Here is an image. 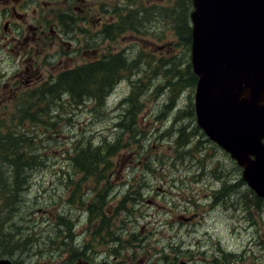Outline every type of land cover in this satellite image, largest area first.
I'll use <instances>...</instances> for the list:
<instances>
[{"label":"rangeland","instance_id":"374dc122","mask_svg":"<svg viewBox=\"0 0 264 264\" xmlns=\"http://www.w3.org/2000/svg\"><path fill=\"white\" fill-rule=\"evenodd\" d=\"M60 1L73 10L81 2ZM178 3L179 0H84L81 9L88 16L84 22L74 20L68 24V20H65L64 25H70L65 33H62L58 24L57 31L52 28V32H49L47 29L45 35L49 37L40 40L42 47H39L40 36H36V53L31 71L25 67L27 63L20 62V56L23 55L17 57L0 51V120L11 118L16 110L15 99L20 98L34 83L48 82L60 72L97 61L107 54L121 52L126 54L129 61L136 58L145 70L140 77L143 76V81L150 83L140 98L143 107L136 117V128L140 134L134 136L138 139L136 144L121 149L109 160L114 165L112 172L115 176L108 175V182L114 191L119 192L126 188L128 182L134 185L142 178L144 172L141 170L145 166L132 162L130 155L136 151L137 157L140 151L138 148L143 153V163L152 160L156 164L153 166V175L148 174L146 178L148 184L143 191L145 196L139 197V202L134 207L132 203L126 205L128 212L132 211L123 213L122 217L126 222L125 231L120 236L124 241L123 248L120 245L118 255L113 256L110 248L104 244L108 242L104 240L105 232L100 229V224L94 221L86 223L88 214L84 212L96 196V193H92L94 188L98 193H103L99 190L105 184L97 187L93 182L94 178L81 183L84 201L81 206L77 202L76 205H71L70 200L74 198H68V195L75 184H79L82 175L73 171L67 153L72 151L73 146H84L88 140L92 146L103 139L112 140L119 131L115 124L123 110L119 106L120 101L130 94L131 79L139 78L137 75L128 80L124 74L109 94L105 107L99 112L92 102L86 101L77 107L72 105L67 107L71 108L67 113L59 112L61 119L56 122L54 130L47 131V134L54 136L53 140L47 139L45 134L38 136L39 149L44 155L45 163L27 172L23 188L21 187L23 195L12 201V211L8 218L0 221L3 235L10 234L11 238L19 235L17 238L21 239L31 235L32 243L19 255H0V259H8L14 264H76L78 261L70 262L66 247L58 250L62 238L54 225L58 215L63 214L71 220L75 219L73 242L76 246L84 247L82 254L87 257L89 264H162L159 252L163 247L176 249L178 262L188 264H264V204L257 206V212L252 216L250 212H243L239 203L235 207L242 196L240 193L245 190L236 185L239 171L236 170L234 161L223 150L203 144L206 156L213 157L215 154L213 161L222 164L225 171L230 173L224 180H215L205 174L197 180L192 174L200 173L201 164L195 165L193 159L190 163H175L172 166L174 162L171 161L175 160L170 143L172 137H161L162 132L172 126L174 116L185 107L187 109V95L190 93L189 90L182 91L176 97L172 110L162 116V106L166 101L169 103L173 95L170 88L160 87L166 83L164 70L171 69L167 72L166 80L172 81L170 74L174 70L179 69L183 74L190 64V44L185 39L191 31L189 14L192 3L191 0ZM175 9L178 14L174 17L175 13L172 14V11L176 12ZM132 14L135 16H131ZM72 15L78 17L77 12ZM112 16L114 22L111 23H115L111 32L113 40L103 41L102 26ZM125 16L132 23V28L118 35L116 29L123 25ZM117 17L119 21L116 20ZM184 17L186 24L182 23ZM177 22H181L179 30L175 29ZM52 23H55L53 14L48 26ZM99 23L101 25L98 28ZM148 66L159 68L157 74L152 75ZM44 131L40 127L37 133L40 135ZM122 138L123 143L131 141L130 134L124 133ZM130 151L132 152L129 154ZM211 164L212 162L207 164L205 161V172L214 166ZM8 177L4 179L7 188H10L12 178ZM234 184L236 188L233 193L223 190ZM214 192H220L221 195L218 194L214 199ZM122 194L124 193L121 192L120 195ZM247 195L246 191L245 196ZM117 201V197L108 198V210H113ZM106 211L107 208V216ZM119 219L113 217L109 222L106 221V225L108 228L115 227ZM6 248L10 250L7 244L4 246ZM1 251L0 246V254L4 253ZM228 255H231L229 260L226 258ZM171 256L173 257V253Z\"/></svg>","mask_w":264,"mask_h":264},{"label":"trees","instance_id":"16d2710c","mask_svg":"<svg viewBox=\"0 0 264 264\" xmlns=\"http://www.w3.org/2000/svg\"><path fill=\"white\" fill-rule=\"evenodd\" d=\"M183 1L184 0H179L178 4H182ZM175 10L176 12L172 11V14L175 13L174 17L178 14V10ZM131 16L135 15L132 14ZM124 20H127L126 16ZM137 20L138 18L136 17V22ZM182 23L186 24L185 17ZM180 27L181 22L175 23L176 30H179ZM116 33L118 34L117 29ZM185 40L190 44L191 35L188 36L187 34ZM148 68L152 75L157 74L159 70V68H151L149 66ZM170 70L171 69L164 70V79L166 83H163L160 87L170 88L173 95H171L172 99L170 102L168 103L166 101L162 106V116L167 115V112L172 110L173 105H175L174 101L176 100V97H178L182 91H190L187 95V109L185 107L186 110L183 109L179 111L176 116H174L170 129L164 130L161 135V137L164 136L166 138L172 137L170 143L172 144L175 153V160L171 161L174 162L172 166H174L175 163L176 165L183 162H185V164L190 163V161L194 159L195 165L201 164L199 170L200 176H198L199 179L205 174L206 176H211V178L215 180H224L226 176L228 177L230 171H225L222 164L213 161L216 157L214 156L215 154H213V157L207 155L209 156L207 158L205 149L202 148L204 146L202 145L209 144L210 142L201 129L195 124L192 92L193 88H195L197 77L192 73L189 64L184 69L185 72L183 74L180 73L181 71L179 69L174 70V72L170 74V79L172 81H167V72ZM144 72L145 70L142 69L136 58L129 61L126 54L121 52L113 55L107 54L97 61L60 72L48 82L40 81L34 83L32 87H28V91L21 94L20 98L15 99L14 106L16 110L13 115L10 116L11 118L8 120H0V221L8 218L10 211H12V201L19 199L21 195H23L21 187L25 181V175L27 172L44 165L45 158L44 155L41 154L42 151L39 149L40 140L37 138L38 136H44L45 134L47 139L53 140L54 136L50 133L47 134V131L53 129L54 126H56V122L58 123L61 119L59 117V112L67 113V111L71 109L67 107L72 105L77 107L84 104L86 101L92 102L97 112H99V110L105 107L109 94L121 77L123 78L124 74L125 78L128 80L139 75V78L136 80L131 79V92L128 97L120 101L119 106H121L123 110L119 116V121L115 124V127L119 131L115 134L112 140L103 139L96 146H92V143L88 140L84 143V146H73L72 151L67 153L73 171L76 174L82 175L79 184H75V188H73L68 195V198H74L70 200L71 205L74 206L77 202L79 203V206H81L82 201H84L83 196L81 195V183L94 178L93 182L97 187L105 184V186L99 190L103 193H98L95 188L92 192L96 193V196L93 197V200L91 199L92 201L88 210L84 211L88 214L86 223L91 224L94 221L98 225L100 224V229L105 232L104 240L108 242L104 244H107V247L110 248L113 256L118 255L121 250L120 245L123 248L122 243H124L120 237L121 233L125 231L126 224L124 218H122L124 217L123 213L126 214L132 211L130 210L128 212L126 205L132 203L134 207L139 202L138 198H143L145 196L143 191L148 184L146 178L148 174L151 176L153 175L155 172L153 166L156 165L152 160L143 163V153L141 152V148H138L140 151L137 157L136 151H130L129 154L132 152L130 154L132 155V162L141 163L142 167L145 166V168H142L141 170L144 172L141 176L142 178H140L137 183H134V185L129 184L128 182L126 188L121 189L119 192L118 190L114 191V188L110 185L107 179L108 175L111 177L115 176L112 172L114 165L109 160L121 149L128 145L136 144L138 141L134 136L135 134H140V131L136 128V117L143 107L140 98L144 95L150 85V83L143 81V76L140 77V74H144ZM180 119L181 122L179 121ZM177 120L178 122H176ZM183 122H185V124ZM40 127H43L45 131L39 135L37 131ZM124 133L130 134L131 136V141L128 143H123L124 139L122 136ZM205 161L207 164L212 162L211 165H214L215 167H209V170L205 172ZM130 168L129 173L132 172L130 171ZM194 174H192L193 178ZM6 176L12 178L9 182L10 188H7L6 186L7 182L4 179ZM71 183V186H73V182ZM240 183H242L241 180L239 181V184ZM235 186V184L231 186L229 185L225 190L228 191V193H232L236 188ZM110 192H112V194H110ZM121 192L124 194L120 195ZM213 194L214 199L221 195L220 192H214ZM107 197L118 198L113 210H108ZM106 208V212H108L107 216L105 213ZM113 217L114 219H120L117 221V224H115V227L112 226V228H108L106 221L109 222ZM74 225L75 219L71 220L70 217L63 216V214L58 215L57 223L54 225L57 234L62 238L58 250L60 247H66V251L70 254V262L78 261L77 263L82 262L89 264L87 257H83L82 254L84 247L76 246L73 242L72 231ZM128 235L133 237L132 234ZM17 237H19V235L15 238H11L10 234L3 235L0 223V246L2 248L1 252L4 251V253L0 255H7L8 257L12 255L16 256V253L19 255V253L25 251L28 246H31V235L25 239ZM100 240H103V238H100ZM5 244L10 247V250H7V248L4 249ZM175 251L176 249L173 247H163L162 251L159 252L162 257V264H185L183 262H178L179 256H175L178 255V252ZM88 253L90 252L88 251ZM172 253L173 257L171 256ZM226 258L229 260L231 255L226 256Z\"/></svg>","mask_w":264,"mask_h":264},{"label":"water","instance_id":"95a60500","mask_svg":"<svg viewBox=\"0 0 264 264\" xmlns=\"http://www.w3.org/2000/svg\"><path fill=\"white\" fill-rule=\"evenodd\" d=\"M191 1L196 124L264 200V0Z\"/></svg>","mask_w":264,"mask_h":264},{"label":"flooded vegetation","instance_id":"af4514ba","mask_svg":"<svg viewBox=\"0 0 264 264\" xmlns=\"http://www.w3.org/2000/svg\"><path fill=\"white\" fill-rule=\"evenodd\" d=\"M83 3L84 0H81L80 6L73 10L70 7H66L60 0H0V51L7 54H14L17 57L23 55L22 57L20 56V62L27 63L25 67L27 70L31 71L34 63V54L36 53V36H40L38 37L39 47H42V42L40 40L48 39L47 37H49L48 35H45L47 29L49 32H52V28L57 31L56 26L58 24V26L62 29V33H65L64 31H68V29H70V25H68L71 23L70 21L80 20L84 22L88 16L84 15V12L81 9ZM73 12H77L78 17H73ZM52 14L55 23H52L49 27L48 25L51 22ZM65 20H68L67 26L64 25ZM116 20L119 21V18L117 17ZM98 22H100V20ZM111 22H114L113 16L111 17V20L102 26L101 39L103 41L113 40L111 32L115 23ZM97 25L99 28L101 23ZM131 28L132 23H130V21L128 22V20H124L123 25L121 24V26L117 28L118 35L122 32L126 33L130 31ZM24 58H26V60ZM31 81L33 80L31 79ZM12 90L14 92L15 89L13 88ZM208 141L210 142L209 145L212 148H219L209 139ZM234 163L236 164L235 161ZM236 167L239 171V178L236 181V185L244 187L245 191L240 193L242 196L235 204V207L239 203L240 209L246 213L250 212L252 216L253 213L255 214L257 212V206L264 204V200L257 196L246 185L241 175L242 168H240L237 164ZM198 176H200L199 173L194 174V178L197 180H199ZM240 180L242 183L239 184ZM225 189L226 188H223V190ZM246 191L248 192L247 196H245ZM244 209H246V211H244ZM182 219L185 218L182 217Z\"/></svg>","mask_w":264,"mask_h":264}]
</instances>
